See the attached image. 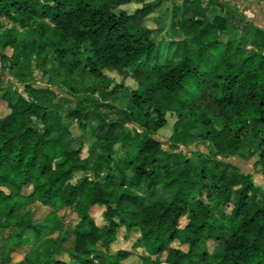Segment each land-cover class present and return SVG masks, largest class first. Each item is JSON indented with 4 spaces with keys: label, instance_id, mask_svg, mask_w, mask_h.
Returning a JSON list of instances; mask_svg holds the SVG:
<instances>
[{
    "label": "trees",
    "instance_id": "obj_1",
    "mask_svg": "<svg viewBox=\"0 0 264 264\" xmlns=\"http://www.w3.org/2000/svg\"><path fill=\"white\" fill-rule=\"evenodd\" d=\"M161 2L0 0L3 62L13 63L8 48L22 51L36 39L39 57L52 44L60 60H71V72L83 67L99 81L74 108L52 104L55 92L37 89L26 107L0 117V229L12 231L10 253L30 245L27 231L39 240L51 227L60 252L73 237L71 264H120L139 248L147 252L143 264H264V197L256 198L252 174L226 161L246 151L264 162V51L224 41L229 20L211 19L202 0H185L181 16L193 36L162 62L146 23ZM133 3L142 6L122 8ZM2 19L24 28L25 38ZM105 70L123 77L112 90L104 87L113 82ZM121 93L145 128L158 131L175 116L182 145L215 143L209 154H180L178 162L160 140L120 135L128 110L110 121L100 109L114 107ZM65 120L93 143L77 147ZM76 173L84 174L79 183ZM35 205L49 212L35 220ZM96 206L105 207L103 224L93 216ZM66 209L77 215L73 228L61 220ZM120 233L130 250H115ZM33 247L25 264H70ZM12 261L8 254L0 264Z\"/></svg>",
    "mask_w": 264,
    "mask_h": 264
},
{
    "label": "rangeland",
    "instance_id": "obj_2",
    "mask_svg": "<svg viewBox=\"0 0 264 264\" xmlns=\"http://www.w3.org/2000/svg\"><path fill=\"white\" fill-rule=\"evenodd\" d=\"M153 1V0H147ZM185 0H162L159 8L149 15L146 19V23L149 27L153 28L152 36L154 39L160 42V56L161 61L164 62L171 59L176 52H181V42L186 39H190L193 35L187 28L185 18L181 16L183 10V4ZM203 5L209 7V17L213 19L216 15H222L230 20L231 12L229 10L232 4L239 6L243 5L245 0H202ZM141 4L133 3L123 6L128 12H134L136 8L141 7ZM235 9V8H233ZM237 12L241 10H236ZM236 16V12L232 11ZM238 15V14H237ZM237 25L230 24L227 31L222 33V39L227 41L229 39L246 43V38L249 33H245L247 26L245 23L237 18ZM5 28H16L22 35L21 38H25V29L13 22L2 19ZM242 23L243 26L240 25ZM238 27V28H237ZM253 36L255 34H252ZM37 40L29 39L27 47L22 51H13L8 48L6 53L11 57L13 63H5L0 57V117L7 115L12 106L16 109H22L26 107L33 98L32 90L37 89H51L55 92L56 97L53 98L54 102L62 109L74 108L77 106L78 101L82 95L91 92V90L99 84L96 77L88 73L83 67H79L76 71L71 72L70 59L60 60L55 53V47L49 44L45 47L43 56L39 57L36 53ZM85 61V57H82ZM110 78L113 79L112 83H105L104 87L108 90H112L113 87L122 82L123 77L117 71L105 70ZM126 84L135 86V82L128 78ZM114 107L104 105L101 107L100 112L105 116L107 120H117L122 117L121 109H127L128 115L125 117L123 125L119 129L120 135H127L131 141L145 140L148 137H153L160 140L168 152L174 154V160L179 161L180 154H186L192 156L193 154L203 153L209 154L211 148L215 143L203 140L195 142L192 145L184 146L178 139L177 133L174 131V123L176 121L175 116L169 115L168 124L166 127L155 131L153 128L147 129L144 123L139 120V117L134 109H130L129 101L124 97V93L118 95L113 100ZM93 122H97V117H93ZM66 125L69 127L73 135L77 138L75 145L78 147L81 143L90 146L93 143V138L90 134L83 135L82 130L79 128L77 122H71L65 120ZM119 147V145H118ZM256 147V145L254 146ZM197 152V153H196ZM252 152V150H251ZM84 155L87 154V148L84 150ZM243 155H236L230 157L226 161H229L236 167H238L243 175L252 174L253 180L258 186L257 199L261 201L264 197V174H263V161H258V156H247V152ZM215 163V162H214ZM84 177L83 173H76L73 181L79 183ZM104 206H96L93 209V216L98 224H103V211ZM49 208L43 205L34 206V218L44 217ZM61 220L66 228H73L78 218L75 212L70 209L62 210L60 212ZM187 223L186 219H182L181 225L184 226ZM45 229V228H44ZM43 229V230H44ZM45 232V231H44ZM49 237H55L51 227L47 230L46 235ZM10 235L11 230L0 229V260L7 257L8 254L12 255V264H25V257L35 251V248L29 246H15L14 253H10ZM120 241L114 246L115 250L119 249H131V244L120 233ZM49 238L44 243H35L41 246L39 252L51 249V255L56 258L66 260L68 263H72L68 252H60L58 245L59 240ZM74 246L73 237L70 236L68 242H65L66 248H72ZM174 247H178L179 243L174 242ZM55 250L54 252L52 251ZM100 249V248H99ZM147 256V252L144 248H139L135 255L130 256L128 259L122 261L120 264H143V257ZM41 259V257H40Z\"/></svg>",
    "mask_w": 264,
    "mask_h": 264
},
{
    "label": "crops",
    "instance_id": "obj_3",
    "mask_svg": "<svg viewBox=\"0 0 264 264\" xmlns=\"http://www.w3.org/2000/svg\"><path fill=\"white\" fill-rule=\"evenodd\" d=\"M232 5L233 6L230 7L231 10H229L231 12V17L229 20V27H230V24L237 25V20H236L237 18L241 19L245 23V26L248 27L246 28L245 33L246 34L249 33L245 41L248 44H244V45H246L247 47H255V48H258L264 51V0H245L243 1V5L241 6V9L239 8V6L235 4H232ZM238 9L241 11L237 12L236 10ZM232 11L236 12V16L234 15ZM240 25L243 26L242 23H240ZM252 34H255V35L253 36ZM48 229L49 228L44 229L45 235L39 240L36 239V234L33 231L31 230L27 231L26 236L30 239L29 240L30 245L33 247V244L35 243H38V244L44 243V241H48L49 238H52V237H49L50 234L46 235V232ZM52 239L57 240L56 238H52ZM63 246L66 252V250L69 248L65 247V243H63ZM52 251L54 252L55 250L52 249ZM44 252L50 254L51 249L48 251L44 250ZM52 257H56V256L52 255Z\"/></svg>",
    "mask_w": 264,
    "mask_h": 264
}]
</instances>
